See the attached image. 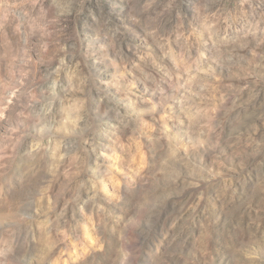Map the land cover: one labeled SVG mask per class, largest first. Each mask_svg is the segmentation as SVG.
Returning <instances> with one entry per match:
<instances>
[{"label":"clouds","instance_id":"clouds-1","mask_svg":"<svg viewBox=\"0 0 264 264\" xmlns=\"http://www.w3.org/2000/svg\"><path fill=\"white\" fill-rule=\"evenodd\" d=\"M261 93L264 0H0V118L50 126L0 148V264H264ZM73 135L105 164L70 209L38 149Z\"/></svg>","mask_w":264,"mask_h":264},{"label":"rangeland","instance_id":"rangeland-1","mask_svg":"<svg viewBox=\"0 0 264 264\" xmlns=\"http://www.w3.org/2000/svg\"><path fill=\"white\" fill-rule=\"evenodd\" d=\"M256 74L261 75V70L257 69ZM222 79H224L226 83L230 82L226 77H222ZM192 87L193 90H196L195 83H193ZM261 95H264V93H261ZM233 99H235L237 105H241L247 101L248 97L245 93H240L239 98L233 97ZM229 107H231V105H229ZM0 108H2V106H0ZM79 109L80 105L78 103H73L68 110L70 112H77ZM8 115L9 113L4 112L3 118H0V148L3 147L5 136L18 138L23 134L24 140L27 141L28 144H31L32 137H38L41 134L47 136L49 133L50 126L45 127L43 124L38 125L35 119L28 117L27 112H25L24 117L14 119L11 123H9L7 119ZM230 115L231 113H229V116ZM25 117L28 118L25 119ZM20 120H23V123H19ZM13 128H17L18 131L13 132ZM41 128H43L42 133L39 131ZM100 142H103L102 138H100ZM78 145L79 139L74 135L67 137L62 144L57 143L54 145L53 150L57 156L55 161H53L52 154L48 150L47 140L44 141V146L38 149V166L46 167L49 163H55L56 165V179L52 181L51 186L48 188V195L51 199L55 200L56 194H59L61 201L60 207H63V204L66 202H71L69 203L70 209L72 207H79L77 201L83 203V201L88 198L89 177L92 176V172L87 169L94 168L97 162L101 165L105 164V159L103 157H100L97 161L94 156H89L85 161L80 157ZM24 146L26 145L24 141H22L21 150H23ZM107 163L111 164L112 161H107ZM224 163L225 161L222 157L218 161L215 158L205 157V166L209 170L219 171ZM46 178L51 179V176L48 175ZM95 178L97 180L101 179L99 173L96 174ZM105 182L107 183V181ZM112 190L113 189L109 185L108 191L111 192ZM183 195L195 199V197L192 196L191 189L187 190V192ZM192 199L189 200V203L192 202ZM71 215L72 213L70 211L69 217H71ZM173 216L177 219L178 223H182L188 218L187 206L184 205L182 201L177 202L176 210ZM76 220L81 225L87 223V218L83 217L82 214L78 212L76 213Z\"/></svg>","mask_w":264,"mask_h":264}]
</instances>
